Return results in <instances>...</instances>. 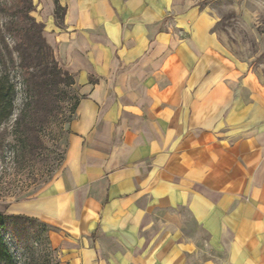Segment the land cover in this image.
<instances>
[{"label":"crops","instance_id":"0c3cea01","mask_svg":"<svg viewBox=\"0 0 264 264\" xmlns=\"http://www.w3.org/2000/svg\"><path fill=\"white\" fill-rule=\"evenodd\" d=\"M60 4L65 165L0 212L52 227L59 264H264V78L193 0Z\"/></svg>","mask_w":264,"mask_h":264},{"label":"trees","instance_id":"16d2710c","mask_svg":"<svg viewBox=\"0 0 264 264\" xmlns=\"http://www.w3.org/2000/svg\"><path fill=\"white\" fill-rule=\"evenodd\" d=\"M53 1L55 19L63 21L66 8L60 0ZM26 3L27 0H15L0 10L12 18L5 26L0 23V162L8 160L5 147L9 145L13 148L12 162L18 165L34 160L36 150L31 144L40 141L44 125L54 116L56 105L68 103L62 105L67 109L59 113L64 114L63 123L69 126L81 102L75 77L60 66L43 35L45 24L31 15L32 4L27 8ZM6 34L15 39L13 49ZM17 77L23 93L19 108ZM52 231V227L37 219L0 212V264H17L5 235L20 245L23 232L39 236Z\"/></svg>","mask_w":264,"mask_h":264},{"label":"rangeland","instance_id":"374dc122","mask_svg":"<svg viewBox=\"0 0 264 264\" xmlns=\"http://www.w3.org/2000/svg\"><path fill=\"white\" fill-rule=\"evenodd\" d=\"M14 1L0 0V10L9 7ZM193 1L197 4V8L208 13L216 21L214 32H219L226 37L229 51L238 62L247 64L256 75L264 78V0ZM30 3L32 4L31 15L45 24L46 29L43 35L54 51L52 36L49 37V34L52 35L56 30H63V21L56 20L55 16L52 21L46 0H27V8L30 7ZM11 21V16L0 13L1 25L5 26ZM6 39L13 49L15 39L8 34ZM17 83L19 108L23 100L19 77H17ZM66 104L68 103L62 102L56 105L54 116L44 125L40 141L32 142L31 145L36 150L32 158L34 160L19 165L14 164L12 162L13 148L9 145L5 147L6 160H8L5 163L0 162V210L12 208L21 198L32 195L38 188L46 187L60 177L72 133V124L64 125L65 116L59 113L67 109V107L62 108V105ZM17 114L18 111H16ZM6 213L10 214L7 211ZM49 234L44 233L38 236L34 232H23L20 234V245L16 244L9 235H5V238L17 264H59L60 255L58 250L53 248Z\"/></svg>","mask_w":264,"mask_h":264}]
</instances>
